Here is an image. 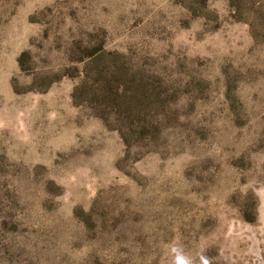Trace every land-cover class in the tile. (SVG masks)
I'll list each match as a JSON object with an SVG mask.
<instances>
[{"label":"rangeland","instance_id":"374dc122","mask_svg":"<svg viewBox=\"0 0 264 264\" xmlns=\"http://www.w3.org/2000/svg\"><path fill=\"white\" fill-rule=\"evenodd\" d=\"M264 264V0H0V264Z\"/></svg>","mask_w":264,"mask_h":264},{"label":"clouds","instance_id":"9594fccd","mask_svg":"<svg viewBox=\"0 0 264 264\" xmlns=\"http://www.w3.org/2000/svg\"><path fill=\"white\" fill-rule=\"evenodd\" d=\"M179 264H184V262L181 260V261H179Z\"/></svg>","mask_w":264,"mask_h":264}]
</instances>
